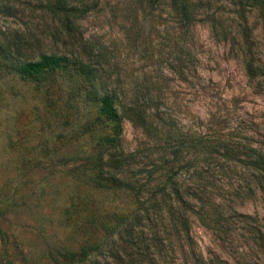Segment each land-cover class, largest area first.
I'll use <instances>...</instances> for the list:
<instances>
[{
    "label": "rangeland",
    "instance_id": "rangeland-1",
    "mask_svg": "<svg viewBox=\"0 0 264 264\" xmlns=\"http://www.w3.org/2000/svg\"><path fill=\"white\" fill-rule=\"evenodd\" d=\"M54 1L0 0V227L8 259L52 264L56 249L97 243L87 264H189L185 241L169 229L162 142L123 117L119 145L108 150L138 152L115 175L148 182L155 202L140 208L130 192L91 179L87 161L112 130L95 96L113 93L117 111L136 100L202 143L173 164L185 165L175 180L184 201L215 202L221 212L217 232L186 213L205 264H264V169L255 160L264 154V69L247 79L238 32L243 21L252 57L264 65L259 11L247 0H189L185 21L171 0H68L85 12L67 22ZM41 55L63 60L40 81L11 68ZM132 212L135 248L114 260L106 251L124 239L106 241L105 227Z\"/></svg>",
    "mask_w": 264,
    "mask_h": 264
},
{
    "label": "trees",
    "instance_id": "trees-1",
    "mask_svg": "<svg viewBox=\"0 0 264 264\" xmlns=\"http://www.w3.org/2000/svg\"><path fill=\"white\" fill-rule=\"evenodd\" d=\"M146 1L152 5L158 0ZM247 2L251 7L256 8L261 14L264 34V0H247ZM171 3L173 8L180 13L183 20L188 21L190 17L189 0H171ZM53 7L58 11L63 12L67 22L69 16H80L85 12V10L69 5L68 0H55ZM205 16L206 18L211 17L207 13ZM210 24L212 33L217 36L218 33L216 32L215 23L211 21ZM238 32L243 43V67L245 75L248 80H252L256 76L263 74L264 65H256L252 57L248 42L249 33L246 24L243 21L238 25ZM2 52L3 51H0V54ZM6 54V57H2L3 59L9 57V54ZM61 60H63V57L41 55L35 61L22 63L10 61V63L11 68L18 72L21 77L40 81L46 77L50 70L60 67ZM78 68L82 70L83 66L79 65ZM95 98L98 100V117L107 119L111 123L112 130L110 135H107L100 140L95 153L89 157L87 161L90 164L88 170L94 174L91 178L92 181L98 186L109 189H123L130 192L135 197L140 208H143L146 201L150 199L154 202L156 201V194L150 189L148 182H140L139 178L135 177V175L132 176L131 179H121L115 175L116 172H122L138 153L129 152L123 155L108 154L110 148H115L119 145L118 138L121 131V120L123 117H127L139 126L150 139L156 142H162L159 148L168 153L169 157L163 161V176L164 181L169 186L168 192L165 193L166 198L164 199L166 200L164 202L167 206V219L168 222H170V233L174 234L179 241L181 239L185 241V259H188L189 264H205L201 252L194 247L193 239L189 233L188 217L186 213L189 212L190 214H194L204 226L217 232L220 228L219 219L221 218V212L218 208V204L215 202H210L206 204V206L201 205L198 208H193L189 201L186 199L184 201L179 186H177L175 180L177 174L181 170L180 168L185 167V165L180 167L178 165L179 163H176L175 165L173 164L174 161H184L186 151H188L189 148L196 149L197 146L202 143L193 136L186 134L185 131L180 128L173 126L172 123L163 120L159 113L155 114V116L152 113H149L144 105H142V103H136V100L130 105L122 103L119 105L121 108L120 111H117L114 105L115 96L113 93H104L95 96ZM255 160L260 164V168L264 169V154L257 153L255 155ZM144 192L151 193L144 198ZM136 214L137 212H132L130 214L115 216L114 223L105 227L106 241L108 239H115L116 237L120 240L124 239L122 241L124 244H118L113 248H108L106 253L110 258L118 260L122 254L128 255L127 246L129 245L135 248L133 243H131L133 232L129 223L133 218L137 220L139 219ZM245 218L248 219L249 216H245ZM246 224L248 223L246 222ZM0 241L3 246L4 264H12L7 257L5 248L6 235L1 227ZM118 247L120 249H118ZM100 250V244L85 243L79 247L78 250L56 249L50 254L49 258L52 264H87L86 262L90 259V256L97 254ZM215 262L216 259L213 258L210 260V263L207 262V264H214Z\"/></svg>",
    "mask_w": 264,
    "mask_h": 264
}]
</instances>
